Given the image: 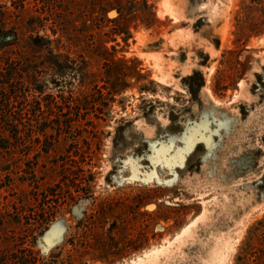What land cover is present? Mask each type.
I'll list each match as a JSON object with an SVG mask.
<instances>
[{
	"label": "rangeland",
	"instance_id": "rangeland-1",
	"mask_svg": "<svg viewBox=\"0 0 264 264\" xmlns=\"http://www.w3.org/2000/svg\"><path fill=\"white\" fill-rule=\"evenodd\" d=\"M9 68L29 106L0 122V264H240L264 241V0H0Z\"/></svg>",
	"mask_w": 264,
	"mask_h": 264
},
{
	"label": "trees",
	"instance_id": "trees-1",
	"mask_svg": "<svg viewBox=\"0 0 264 264\" xmlns=\"http://www.w3.org/2000/svg\"><path fill=\"white\" fill-rule=\"evenodd\" d=\"M119 33H123V34H130L129 31H125V29L123 27H119L118 29ZM11 65L8 64V67H10ZM9 72H11L12 70H10V68L8 69ZM5 72V73H1L0 74V79L2 80V84H3V88L0 90V122L1 124L4 125H10L14 124V122L19 123V124H23V120L27 118V111H25L26 106H29L28 104V98L26 94H22L18 95V92H15L14 89L13 91L11 90L13 87V80H15L14 77V73H9V72ZM195 75H192L190 77L187 78V81L191 82L193 81V79L195 78ZM16 90V89H15ZM4 100L3 103H1V100ZM20 101L23 104H25L24 108L21 109L18 112H14L12 111V105L14 101ZM16 131L14 132L15 134V138L22 140V134L21 131L19 130V127H16ZM43 132V131H42ZM48 139V138H47ZM51 145V144H50ZM50 147H48L49 149ZM69 171L68 169L66 170V172ZM83 171V170H82ZM42 196L43 199H40L39 197ZM51 196H56V191L54 189H50L47 190V192H43V193H39L38 188H36V191L34 193V197H35V201L37 202L36 204L38 205V210L36 208H32L29 211L31 212L29 215L22 213L23 210L21 212L18 213V216L20 219L22 218H26L31 220L33 218V220H35V224H32L31 226H35L34 228H40V227H44V225L49 226V224L54 220L56 213H57V205L55 202V200L51 199ZM76 197H72V201L75 200ZM43 203V204H42ZM55 204V205H53ZM36 207V206H35ZM36 209V210H35ZM33 216V217H32ZM30 231V229H28ZM35 230V229H33ZM259 247L263 248V249H258L259 247L253 249L250 248L249 246V250L247 249L246 251V255H243L239 258V263L240 264H250L249 259H248V255L250 254L251 256H254L255 260L254 262L256 264H264V241H260ZM26 255H29V259H27L28 257H25L24 259L21 258V260H23V264H30L31 262L37 263V257H35L33 250L29 249V250H25L24 251ZM25 255V256H26Z\"/></svg>",
	"mask_w": 264,
	"mask_h": 264
}]
</instances>
